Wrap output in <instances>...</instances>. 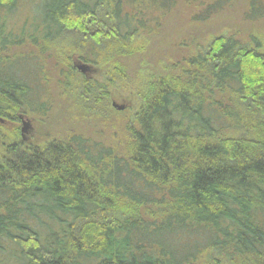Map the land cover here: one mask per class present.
Segmentation results:
<instances>
[{"label": "trees", "instance_id": "16d2710c", "mask_svg": "<svg viewBox=\"0 0 264 264\" xmlns=\"http://www.w3.org/2000/svg\"><path fill=\"white\" fill-rule=\"evenodd\" d=\"M235 1L186 2L204 22ZM21 2L0 0L3 117L48 111L45 61L66 33L108 42L80 59L121 76L116 61L179 0H49L14 26ZM245 3L264 20V0ZM136 92L123 153L77 134L0 138V264H264V38L218 35Z\"/></svg>", "mask_w": 264, "mask_h": 264}, {"label": "rangeland", "instance_id": "374dc122", "mask_svg": "<svg viewBox=\"0 0 264 264\" xmlns=\"http://www.w3.org/2000/svg\"><path fill=\"white\" fill-rule=\"evenodd\" d=\"M48 1L22 0L10 19L11 24L18 26L28 17L30 22H38L45 13L42 5ZM186 1L179 0L172 11L159 18L154 28H146V34L149 35L134 41L137 44L135 51L124 53L116 61L115 69H121V76L118 72L112 73L103 63L92 65L93 63L80 59V56L87 55L91 49L98 51L101 57L107 56L111 49L108 42L94 45L95 41L90 34L83 35L77 31L66 33L57 47L48 51L45 61L46 87L51 93L48 111L40 115L19 110L9 117L0 116V138L44 143L77 134L123 153L138 106L136 89L140 85L152 83L159 76L176 68L183 59L206 46L218 35L233 36L241 40L247 39L250 34L264 38V20L246 21L243 18L245 0L235 1L204 22L191 20L196 5ZM152 23L148 22V27ZM30 49L28 45L17 48L19 54ZM79 64H85L89 69L82 72L77 68ZM60 69L62 72H59ZM66 72L67 86L63 92L62 81L65 79L62 76ZM106 72L110 77L106 76ZM83 81L90 84L91 97L83 96ZM102 89L108 93L107 97L102 94ZM112 103L123 106V109L114 108ZM23 122L27 123L24 132L21 131Z\"/></svg>", "mask_w": 264, "mask_h": 264}, {"label": "water", "instance_id": "95a60500", "mask_svg": "<svg viewBox=\"0 0 264 264\" xmlns=\"http://www.w3.org/2000/svg\"><path fill=\"white\" fill-rule=\"evenodd\" d=\"M77 68H79L82 72H85L86 70L89 69L88 66L85 65V64H79V65L77 66ZM112 106H113L114 108L118 109V110H122V109H123V106H118V105H116L115 103H112ZM0 121H1V119H0ZM26 129H27V123H24V122H23V126H22L21 131L24 132Z\"/></svg>", "mask_w": 264, "mask_h": 264}]
</instances>
